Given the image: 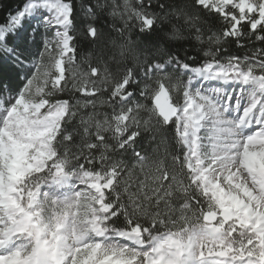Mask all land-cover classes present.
I'll list each match as a JSON object with an SVG mask.
<instances>
[{"label": "snow or ice", "instance_id": "1", "mask_svg": "<svg viewBox=\"0 0 264 264\" xmlns=\"http://www.w3.org/2000/svg\"><path fill=\"white\" fill-rule=\"evenodd\" d=\"M0 264H264V0H0Z\"/></svg>", "mask_w": 264, "mask_h": 264}]
</instances>
